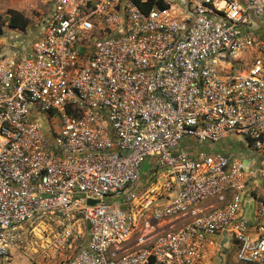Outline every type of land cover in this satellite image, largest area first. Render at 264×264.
Returning a JSON list of instances; mask_svg holds the SVG:
<instances>
[{
    "label": "built area",
    "instance_id": "built-area-1",
    "mask_svg": "<svg viewBox=\"0 0 264 264\" xmlns=\"http://www.w3.org/2000/svg\"><path fill=\"white\" fill-rule=\"evenodd\" d=\"M148 1L52 0L1 53L0 264L29 236L70 264H264V0ZM230 134L248 171L191 152Z\"/></svg>",
    "mask_w": 264,
    "mask_h": 264
},
{
    "label": "rangeland",
    "instance_id": "rangeland-1",
    "mask_svg": "<svg viewBox=\"0 0 264 264\" xmlns=\"http://www.w3.org/2000/svg\"><path fill=\"white\" fill-rule=\"evenodd\" d=\"M52 0H0V14L6 16L7 11L14 9L23 13L30 20L29 28L26 32L11 29L9 27L4 28V33L0 35V55L9 46L15 44V41L19 38L28 36L32 31L36 29L42 23L44 16L50 11ZM247 68V64H242L241 69ZM240 70V68H238ZM238 69H234L231 72H236ZM244 138V137H242ZM188 141H184L182 146L188 144ZM196 153L208 152V149L203 145H198L195 150ZM150 160V159H149ZM145 162L144 170L149 171L150 162ZM182 226L178 224L177 227ZM165 230L169 231L170 228L166 227ZM159 231L153 233V236L158 234ZM142 233H139L136 238L141 237ZM135 238V239H136ZM83 244V241L81 242ZM46 252V253H45ZM217 254V253H216ZM14 264H70V260L73 257V252H67L65 256L54 255L50 249L43 251V247L36 244L29 236L24 244L13 252ZM208 264H216L214 257L207 261ZM222 264H245L237 262L235 259V249L230 251V254L222 262Z\"/></svg>",
    "mask_w": 264,
    "mask_h": 264
},
{
    "label": "crops",
    "instance_id": "crops-1",
    "mask_svg": "<svg viewBox=\"0 0 264 264\" xmlns=\"http://www.w3.org/2000/svg\"><path fill=\"white\" fill-rule=\"evenodd\" d=\"M37 30L32 31L28 36L19 38L15 41L16 45H22L26 40H31L36 36ZM243 136L237 134H230L223 138L220 142L216 144H204L210 153L223 154L228 157H234L241 160L244 164L245 171H248L252 164L259 162V155L254 152L250 147L248 140L242 138ZM197 146L191 151L192 154H197L195 150ZM261 189L255 188L254 185L246 187L242 192V206L241 211L245 219L253 225L258 221L256 198L261 196ZM225 246V245H222ZM225 252V251H224ZM214 257L216 264H222V260L219 257ZM210 257H208L209 260Z\"/></svg>",
    "mask_w": 264,
    "mask_h": 264
},
{
    "label": "trees",
    "instance_id": "trees-1",
    "mask_svg": "<svg viewBox=\"0 0 264 264\" xmlns=\"http://www.w3.org/2000/svg\"><path fill=\"white\" fill-rule=\"evenodd\" d=\"M155 3H158L159 7L163 9L167 8V5H165L163 1L149 0L147 3L143 4V9L148 12L155 6ZM29 25V18L20 11L10 9L7 11L6 16L0 14V35L4 33L5 27L26 32Z\"/></svg>",
    "mask_w": 264,
    "mask_h": 264
}]
</instances>
